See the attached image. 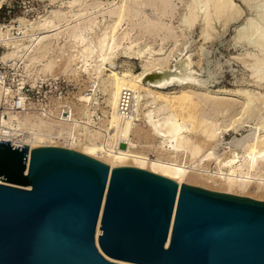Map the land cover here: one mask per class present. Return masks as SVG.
Masks as SVG:
<instances>
[{
	"label": "bare ground",
	"instance_id": "1",
	"mask_svg": "<svg viewBox=\"0 0 264 264\" xmlns=\"http://www.w3.org/2000/svg\"><path fill=\"white\" fill-rule=\"evenodd\" d=\"M60 1L49 15L26 27V43L25 26L19 18L0 23V43L6 47L3 52L13 47L2 52L0 60L14 65L21 62L24 79L23 66L29 69L39 63L42 67L37 71L43 72L59 66L58 57L64 58L63 72L70 71L77 78L82 74L97 78L107 96L105 119L98 125L82 106L75 107L73 114L61 101L50 108L31 104L23 110L10 106L0 108V139L28 145L29 155L33 148L59 147L62 143V147L108 161L110 169L115 163L134 166L181 185L218 186L226 193L264 198L263 13L258 19L246 18L247 23L239 26L234 36L236 42L251 46L235 58L250 70L251 83L260 90L238 87L231 92L208 91L202 88L209 87L213 78L210 60L206 59V77L200 78L194 65H200L201 57L197 60L187 51L188 33L198 25L199 38L210 41L216 28L214 21L225 26L240 16L241 8L234 0H188L186 12L177 18L176 25L171 21L176 14L173 0ZM241 1L249 5V0ZM91 10H105L101 16L107 14L109 18L92 16ZM88 11L92 17H86ZM27 19L32 22L34 18ZM54 49L60 50L55 58L49 56ZM204 54L208 56V52ZM119 55L138 59L140 71L128 62L116 70ZM151 74L155 78L151 79ZM4 90L10 93L9 85L0 83V103ZM245 116L247 119L240 123ZM14 123L21 133L11 129ZM245 123L249 126L247 134L223 143L224 133ZM215 137L218 143L211 144ZM217 146L220 151L230 149L223 153L216 151ZM237 148L243 152H235ZM151 151L154 157L149 155ZM103 203L104 197L95 228L96 241Z\"/></svg>",
	"mask_w": 264,
	"mask_h": 264
},
{
	"label": "water",
	"instance_id": "2",
	"mask_svg": "<svg viewBox=\"0 0 264 264\" xmlns=\"http://www.w3.org/2000/svg\"><path fill=\"white\" fill-rule=\"evenodd\" d=\"M108 165L0 139V264H264V202Z\"/></svg>",
	"mask_w": 264,
	"mask_h": 264
},
{
	"label": "rangeland",
	"instance_id": "3",
	"mask_svg": "<svg viewBox=\"0 0 264 264\" xmlns=\"http://www.w3.org/2000/svg\"><path fill=\"white\" fill-rule=\"evenodd\" d=\"M57 1L59 2L60 0ZM92 1H96V0H89V3H91ZM187 1L188 0H173V4L176 5V14L175 16H173L174 19L172 18L171 20L173 24L176 25V23H178L177 18H180L182 14L186 12ZM234 1L237 4V6L241 8L240 16L228 22L225 26H222L221 21L220 22L214 21V27L216 28L215 31L213 32V37H212L213 39L211 38L210 41L203 42L202 39H200L198 36L199 35L198 25L194 29L190 30V32L188 33L189 45L187 47V51H190L192 53V56L197 60L201 57L200 65L199 66L194 65V68L200 78L206 77V70H207L206 59L210 60L209 66L212 70L213 78L207 84L209 87L202 88V89H207L208 91H215V89L217 90L227 89L231 92V90L235 91L234 89L238 87L256 88V85L254 86V84L251 83L253 81L250 80L251 79L250 70L247 69L238 59L235 58L236 56H238L237 54L244 53L246 50L250 49L251 46L245 43V41L236 42V38L234 36H236L238 29H240V27H242L244 24L247 23L248 19H252V18L258 19L259 13L264 14V0H249V5H246L241 0H234ZM58 2L52 3L49 0H0V22H8L12 18H19L18 20L24 23L26 29V30L24 29V32H26L28 30L26 28L27 26H30V24L32 25V23L33 24L36 23L39 20V18L49 15L53 10H55L58 7ZM69 10L70 9L64 8V11L66 12ZM102 11L104 12L105 10ZM102 11L96 12L95 10H91V13L92 16L95 15L97 18L108 19L109 16L107 14L104 15L105 17L101 16L104 14L102 13ZM88 12L90 13V11ZM89 13H87L88 15L85 14L86 17H89L91 15V13L90 14ZM70 15L71 14L69 13L68 16L70 17ZM151 15L153 14L151 13ZM27 18H34V19L32 22H30V20ZM104 23L106 25V21L101 22V28L105 26ZM244 30H246L245 27ZM28 34L29 31L24 34L25 37L24 43H26V41L29 38ZM1 38L2 37L0 36V39ZM142 40L144 39L142 38ZM142 40H140L139 42L140 46L143 45L141 42ZM13 41H18V40L13 39ZM21 42L23 43V41L19 40V43ZM233 43L236 44L234 45ZM12 48H13L12 46L8 47L9 50L5 52L10 51ZM59 51L60 50L54 49L50 52L49 56L55 58L56 56L59 55ZM70 51H73V49ZM5 52H3V54ZM205 52H208L207 54L208 56H205L204 54ZM125 57L126 56L123 55L118 56V59L116 60L115 63L116 65L114 66L116 70L120 69L121 64L128 62L136 72L140 71L141 64L138 59H129ZM57 60L61 61L59 66L53 65L55 66L53 67V69L51 70L46 69L43 72L41 70L37 71V67L39 68L42 67L41 64L39 65V63L36 64L35 66H31L29 69H26L25 66H23L22 74L24 80H28L32 84H34L35 80H37V106H43L46 108L57 107L58 105L56 103L61 101L67 104L69 109L73 110V114L75 113V107L82 106L83 109H86L88 112L92 113L93 115L92 119L95 120V123L98 122L99 125V123L105 119V115L107 113L108 108L106 107V103H105V99L107 97L106 93L102 92L101 89L102 86L100 84L98 85L97 78L92 74L91 76L89 75V77L88 75L85 74H82L78 78L74 77L70 73V71L63 72V69H61V67L64 66V62H65L64 58L58 57ZM22 61H25V59H23ZM44 61L47 62L48 60H44ZM71 68L74 69L75 65H71ZM256 89L257 91L260 90V88L259 89L256 88ZM60 90H63L62 91L63 93L60 92L59 94H56ZM66 90L68 91V93L64 94ZM246 119H247L246 116L241 118L240 123H242V121ZM220 121L221 124H223L221 119ZM237 121H239V119ZM237 123L239 124V122ZM221 124L219 126H221ZM11 129H13L15 132L21 133L16 123L12 125ZM248 129L249 126L248 124L245 123L243 124V126L238 127L237 130L236 129L230 130L224 133L222 138L223 143L230 142L234 137L237 138L242 137L243 135L247 134ZM210 143L211 144L218 143V137H215L214 140L211 141ZM63 145L64 144L60 143L59 147H62ZM216 148H218V146ZM220 149L218 148L216 149V151H220ZM229 149L230 148L222 149L220 152L224 153V151L227 152L229 151ZM234 151L238 152L239 154L243 152L242 149L240 148L234 149ZM149 155L151 157H154V152L151 151ZM186 185H190L192 187L199 189H205L212 193L226 194L230 196L249 198L251 200L264 202V198L261 197H254L252 195H250L249 197V195L244 196V195H235V194L226 193L218 186L208 187V186L192 185V184H186ZM95 242L97 244L96 239Z\"/></svg>",
	"mask_w": 264,
	"mask_h": 264
},
{
	"label": "built area",
	"instance_id": "4",
	"mask_svg": "<svg viewBox=\"0 0 264 264\" xmlns=\"http://www.w3.org/2000/svg\"><path fill=\"white\" fill-rule=\"evenodd\" d=\"M10 21L3 23H9ZM14 22L15 25H18V20ZM13 32L15 34H19L17 29H13ZM5 48V45L3 43H0V54H2ZM21 70V62L17 65H14L10 61L0 60V83L5 84L6 86L9 85L10 87V93L8 92V90L5 91L6 89L4 90L3 96L1 97L0 108L8 109L11 106L13 109L21 108L24 110L25 108L31 106V104L37 106V81L32 84L28 80L22 79ZM62 91L63 90H60L57 93H60ZM65 93H68V91L66 90L64 94ZM10 144L13 143L10 142ZM19 146H22V144Z\"/></svg>",
	"mask_w": 264,
	"mask_h": 264
}]
</instances>
